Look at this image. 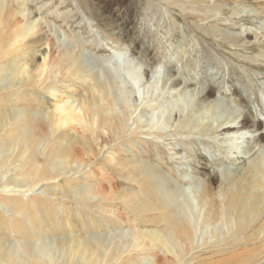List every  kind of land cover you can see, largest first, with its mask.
Wrapping results in <instances>:
<instances>
[{
  "label": "bare ground",
  "instance_id": "6f19581e",
  "mask_svg": "<svg viewBox=\"0 0 264 264\" xmlns=\"http://www.w3.org/2000/svg\"><path fill=\"white\" fill-rule=\"evenodd\" d=\"M25 3L0 0V264H105L120 249L138 254L123 264H264V124L237 99L214 94V85L206 91L172 69L160 82V66L145 52L124 66L115 55L85 52L78 35H54ZM256 4L238 10L258 16L261 30L264 5ZM215 34L240 41L244 31ZM239 130L249 131L231 136ZM186 135L225 144L235 157L216 170L204 158L198 171L173 180L164 149L154 160L144 146L164 143L179 155L171 140ZM118 140L122 150L99 157ZM96 167L113 173L103 179ZM111 203L116 212H108ZM8 211L33 218L11 224ZM97 214L112 217L118 231H98ZM25 234L36 242L13 240Z\"/></svg>",
  "mask_w": 264,
  "mask_h": 264
},
{
  "label": "rangeland",
  "instance_id": "374dc122",
  "mask_svg": "<svg viewBox=\"0 0 264 264\" xmlns=\"http://www.w3.org/2000/svg\"><path fill=\"white\" fill-rule=\"evenodd\" d=\"M20 1L26 2L24 5L35 14L34 18L43 17L42 26L47 20L50 32L54 35L60 34L61 36H58L64 39L76 38L78 35L79 41L84 40L85 52L99 58L115 55L116 61H120L123 66L127 62L126 59H142L139 51L145 52L151 63L160 66L158 73L160 82L166 79L168 73L166 70L172 69L173 73L179 74L186 81L192 80L195 86H200L206 91L209 89L208 86L214 85L215 89L212 86L214 94L237 99L248 115L258 118L264 124V29L258 28V16L245 15L238 10L245 5L256 4L253 0H34V4H27L28 0H13V5L18 6ZM257 4L264 5V3ZM35 5L45 7L42 12H37ZM219 29L235 34L244 31V36L240 41L220 39V36L215 34H218ZM122 51L124 54L119 55L118 53ZM123 66L119 68V73L122 77H127V70ZM96 71H99V67ZM48 100L47 104L53 108L55 100L50 97ZM51 101L53 103H49ZM164 103L166 104L167 101ZM248 131L239 130L233 132L231 136H238ZM186 136L171 140L182 155H175L174 151L167 149L164 143L162 144L164 148L162 146L158 149L151 144L144 146L145 150L148 149L156 155L154 160L160 159L161 150L164 149L162 156L171 166V170L166 167L165 172L169 174L168 172L172 171L170 175L173 180L185 179L184 169H188V174L191 169L198 171L199 161H203L204 158L209 165L211 164L210 169H212L217 168L216 164L219 160L228 162L233 161L235 157L234 154H229L230 149L225 144L220 147L210 140L203 141L196 136ZM117 142L118 144L103 150L105 152L102 151L99 157L118 151L123 140ZM122 149L121 146L120 150ZM122 157L134 159L131 155ZM131 168L132 162L128 163L127 174L132 173ZM84 170L89 173L88 175L92 174L89 172V166H85ZM95 170L102 174V178L108 173H113L111 170L107 172L104 168L96 167ZM77 175L79 174L73 177ZM195 176L202 179L197 172ZM115 180L116 178H112L111 187L118 189L120 186ZM95 182L97 181H93ZM53 185L58 186V184ZM72 206H78L82 210V216H88L84 202H77ZM48 208L51 212L57 206L50 204ZM117 209L115 203L108 206V212H116ZM5 210L7 209L3 211ZM22 216L23 218H16L11 211L7 212V220L11 224L16 223L17 220L28 221L33 218L29 212H24ZM42 217L41 215L40 218ZM93 219L102 220L99 214ZM107 219L108 221L102 220L101 226L97 227L98 231L104 233L108 228L105 233L110 231L116 233L118 230L112 224L114 223L112 217ZM115 222L117 223L116 219ZM131 222L132 218L129 217L121 224V229L125 230ZM146 227L149 229L150 225ZM13 240L36 242L34 240L37 239H34L32 234H25L14 236ZM118 252L120 253L115 255L109 251L110 254L103 257L105 264H123L126 260L124 257L138 255L134 251L128 252L124 249ZM73 263L78 264V260L75 259ZM79 264L85 263L81 261Z\"/></svg>",
  "mask_w": 264,
  "mask_h": 264
}]
</instances>
